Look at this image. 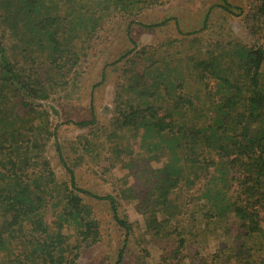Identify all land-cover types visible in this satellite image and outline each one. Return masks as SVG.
Segmentation results:
<instances>
[{
    "label": "trees",
    "instance_id": "1",
    "mask_svg": "<svg viewBox=\"0 0 264 264\" xmlns=\"http://www.w3.org/2000/svg\"><path fill=\"white\" fill-rule=\"evenodd\" d=\"M171 1L76 3L71 14L70 1L0 0V264H77L102 237L92 199L107 204L122 231L115 264L132 241L148 236L164 261L173 246L180 264H193L188 249L219 230L222 242L200 254V264H264V0H252L248 10L217 0L199 29L183 30L176 20L180 40L159 48H138L127 32L133 47L116 61L111 118L100 123L93 111L75 123L91 128L77 137L84 156L105 155L110 169L127 171L112 193L80 186L84 156L74 162L65 154L43 104L70 87L79 27L101 25L108 12ZM215 8L242 17L253 43L224 24L215 28ZM51 141L65 179L48 155ZM124 203L142 216L140 234Z\"/></svg>",
    "mask_w": 264,
    "mask_h": 264
},
{
    "label": "rangeland",
    "instance_id": "2",
    "mask_svg": "<svg viewBox=\"0 0 264 264\" xmlns=\"http://www.w3.org/2000/svg\"><path fill=\"white\" fill-rule=\"evenodd\" d=\"M52 1L61 4L62 7L71 4L70 13L72 14L74 11L75 14L79 11L77 9L80 4L90 6L93 2H101L102 0ZM67 1H70V4ZM216 1L174 0L144 11H140V7H138L137 10L129 12L117 11L112 14L108 12L110 16L106 18L110 19H107L101 25L90 26V24L85 23L84 26L79 27L80 35L76 45L80 52V62L70 76V87L66 92L60 91L43 102L49 110L50 123L54 129L56 128L58 142L71 161L78 162L84 156L82 145L78 142L77 137L86 136L91 129L89 127H77L75 123L90 120L93 111H95L100 123L106 124L112 116L114 93L119 76L116 61L133 47V43L127 35L129 34L130 38L137 43L138 48L142 46L159 48L160 45L180 40L176 20H178L183 30L199 29L209 7L215 5ZM231 1L235 5L248 10V5L252 0ZM76 3L77 9H74L73 5ZM91 12L97 15L100 14L98 9L97 13L94 10H91ZM84 13H86V10ZM86 15L89 16V12ZM212 18L214 19L213 26L215 28L224 24L232 31L235 38L246 43H253L254 40L248 33L242 17L227 16L220 9L215 8ZM165 19H169V21L164 26L148 28L141 25V23L145 25L155 24ZM129 23L130 29L126 31ZM175 46L179 49L180 45L177 43L174 44ZM173 51L175 50L173 49L171 52ZM262 69L264 71V66ZM48 155L53 161L59 178L65 179L64 170L61 169L60 165L55 164V160L58 161V158L53 141L49 143ZM95 155L84 156V159L80 160L77 168L79 184L81 187L99 195L112 193L115 186L126 182L123 179L127 171L110 169V163L104 157L105 155L94 158ZM129 181H131L130 178ZM89 202L96 207L97 217L102 223V237L97 245L86 248L81 252L77 264H115L117 253L121 247L122 231L113 223L107 204L94 199L89 200ZM122 212L129 216L130 221L136 222L140 226L136 228L137 234H140L143 220L134 206L130 203H124ZM47 216L51 219V213H48ZM233 231H236V229H233ZM218 232V235L211 234L208 240L199 246L188 249L186 252L189 255L187 261L193 258L195 260L193 264H200L202 254L207 255L215 251L224 236L221 230ZM147 241L141 243L132 241L131 245L125 250L126 255L121 264H142L141 257L143 254L145 255L143 249L148 251L144 258L146 264H180V254L174 257V253H172L173 246L170 248L167 255L168 261L166 262L162 259L165 252L160 247L161 245L157 241H152L149 236ZM196 250H198L199 256L196 254Z\"/></svg>",
    "mask_w": 264,
    "mask_h": 264
}]
</instances>
